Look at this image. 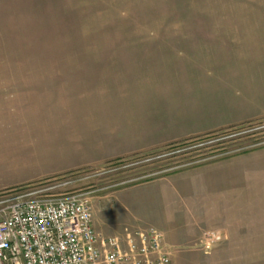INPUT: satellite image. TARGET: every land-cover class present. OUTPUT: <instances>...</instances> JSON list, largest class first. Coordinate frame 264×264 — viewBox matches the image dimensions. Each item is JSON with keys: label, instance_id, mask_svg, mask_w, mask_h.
<instances>
[{"label": "rangeland", "instance_id": "1", "mask_svg": "<svg viewBox=\"0 0 264 264\" xmlns=\"http://www.w3.org/2000/svg\"><path fill=\"white\" fill-rule=\"evenodd\" d=\"M261 43L264 0H0V110L14 111L22 96H45L56 104L77 102L64 107L69 120L118 125L158 105L168 113L180 92L178 79L187 94L190 73L206 79L243 63L249 76L256 62L263 65L255 72L264 75V57L256 54L262 50H255ZM263 151L264 117L34 183L3 185L0 203L41 189L91 193L95 230L118 236L145 227L128 223L130 187L176 171L246 166V192H238L243 177L236 172L230 187L216 193L221 208L192 207L190 226L203 227L170 259L264 264V193L259 197L254 187L255 158ZM220 223L225 227H214Z\"/></svg>", "mask_w": 264, "mask_h": 264}, {"label": "crops", "instance_id": "2", "mask_svg": "<svg viewBox=\"0 0 264 264\" xmlns=\"http://www.w3.org/2000/svg\"><path fill=\"white\" fill-rule=\"evenodd\" d=\"M261 45L255 49L262 50L256 51L261 54L258 58L264 57V45ZM262 65L253 62L251 69L254 70L249 76L242 72L248 68L243 63L221 75H207L206 79L190 73L191 78L185 84L189 88L187 94L181 89L183 77L178 79L180 92L173 109L168 111L171 115L165 107L158 105L152 112L144 114L140 111L132 121H120L118 125L97 119H67L70 116L63 112L64 107H77V102L56 104L45 96L19 97L18 108L14 111L0 110V186L34 183L101 164L121 154L140 153L191 139L214 128L263 118L264 75L255 72L257 66ZM180 75L184 76L178 72ZM96 102V108L100 109L102 103ZM165 115L173 120L167 119L169 125H166ZM6 124H12L14 128L7 126V130ZM254 170V187L260 197L264 193V151L257 153ZM236 172L210 165L179 175L176 171L164 178L130 187L126 192V206L132 212L128 223L162 232L170 256L176 257L178 245L190 241L192 231H195L190 226L191 208L198 205L221 208L216 193L226 184L230 187L231 176ZM237 173L243 177L237 184L238 192L245 193L246 166L239 168ZM214 227L225 226L220 223Z\"/></svg>", "mask_w": 264, "mask_h": 264}, {"label": "built area", "instance_id": "3", "mask_svg": "<svg viewBox=\"0 0 264 264\" xmlns=\"http://www.w3.org/2000/svg\"><path fill=\"white\" fill-rule=\"evenodd\" d=\"M90 194L41 189L2 201L0 264H171L156 229L98 233Z\"/></svg>", "mask_w": 264, "mask_h": 264}]
</instances>
